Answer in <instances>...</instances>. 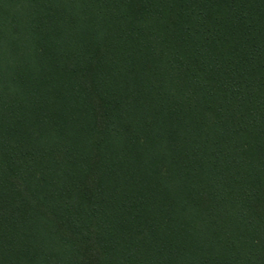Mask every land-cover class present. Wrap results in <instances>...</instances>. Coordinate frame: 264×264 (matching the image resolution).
I'll list each match as a JSON object with an SVG mask.
<instances>
[{
    "label": "trees",
    "instance_id": "obj_1",
    "mask_svg": "<svg viewBox=\"0 0 264 264\" xmlns=\"http://www.w3.org/2000/svg\"><path fill=\"white\" fill-rule=\"evenodd\" d=\"M0 264H264V0H0Z\"/></svg>",
    "mask_w": 264,
    "mask_h": 264
}]
</instances>
